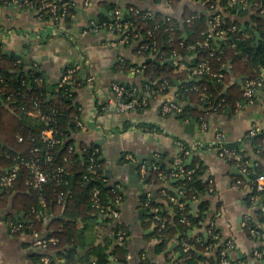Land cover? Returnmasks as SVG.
I'll use <instances>...</instances> for the list:
<instances>
[{
    "label": "crops",
    "instance_id": "1",
    "mask_svg": "<svg viewBox=\"0 0 264 264\" xmlns=\"http://www.w3.org/2000/svg\"><path fill=\"white\" fill-rule=\"evenodd\" d=\"M132 2L69 0L62 4L69 6L66 18L45 22L38 17L36 9L25 5L24 0H0V52L16 57L18 64L22 62L26 68L37 71L41 75L39 81L49 88L48 98L50 92L59 87L65 71L77 69L70 87L75 95L73 106L79 114L77 120L84 129L72 136L76 150L81 158V146L83 149H94V155L99 152V159L103 162L102 182L118 192L114 202L117 217L105 212L89 216L86 220H77L76 232L82 239L76 248V258L87 254L89 260L95 261L94 251L99 247L112 253L118 243L117 237L115 239L118 223L123 224L128 234L124 243L126 264H138L139 254L143 250L152 254L158 241L149 237L153 229L148 224L147 206L152 199L167 205L157 198L159 192L165 197H182L180 182L184 176L176 175V172L195 162L194 167L202 169L199 175L201 190L194 200L188 202V214L197 216L199 205L204 204L211 219L205 224L215 227L224 239L234 243V250L230 254L234 264H263L262 257H254L258 244L247 234L245 220L260 211L264 213V200H261L264 197L251 196L249 186L237 184L239 177L244 175L241 164L221 156L220 151L224 147L233 148L249 167L264 165L250 144V137H246L264 133V89L257 93L252 105L242 99L234 107L225 105L218 111H212L206 104H197L189 98L183 102L177 101L181 91L186 94V84L195 78L175 79L176 83L167 94L156 91L144 73L136 72V68L145 65L146 59L135 52L136 45L127 43L121 35L120 25L118 29V26L111 24L110 19L117 20L116 13L119 14L118 19L124 18L123 10L128 11L127 5ZM112 6L120 10L113 12L110 9ZM142 6L178 20L182 19L185 8L198 16H207L203 4L190 0H183L175 8H170L166 0L156 6L147 3ZM103 10L113 12L112 17H106ZM236 18L237 14L233 16V19ZM122 40L126 43H121ZM122 65L132 68L124 71L120 68ZM186 69V64L182 63L178 72ZM226 71L227 82L224 78L216 82L223 85L217 95L219 98L229 90L238 92L237 86L242 87L243 84L241 78L232 75L229 60ZM90 76L94 77L92 83L87 82ZM115 85L132 88L138 92V101L145 100L146 105L126 113L117 112L111 95ZM193 88L197 91L196 87ZM171 102L179 108H194L202 115L194 120H180L174 111H164V107ZM28 115L42 118L38 110ZM253 130L257 131L252 134ZM151 158L153 161L149 169ZM120 160L126 166L130 163L138 166L136 173L140 188L131 183L134 175L119 174L117 162ZM106 164L111 171L109 174L105 172ZM158 168L163 169L164 174H160L156 182L149 177V171ZM2 195L0 191V264H37L34 260L37 251L32 244L35 239L48 237L49 232L46 229L40 233L30 230L25 215L13 207L15 194L6 199ZM64 208L65 204L59 214L43 216V226L46 228L52 218L63 219ZM167 209L171 212L168 206ZM13 225L20 227L13 232ZM189 234L196 235L197 231ZM175 245L176 241L169 242L166 251L155 259L156 263L186 264V259L180 258L175 251ZM118 258L117 254L110 255V264H119Z\"/></svg>",
    "mask_w": 264,
    "mask_h": 264
},
{
    "label": "trees",
    "instance_id": "2",
    "mask_svg": "<svg viewBox=\"0 0 264 264\" xmlns=\"http://www.w3.org/2000/svg\"><path fill=\"white\" fill-rule=\"evenodd\" d=\"M28 1L31 3V9L38 10L41 7L42 0ZM67 1L69 0H47L56 5L55 15L61 14L62 4ZM162 1L133 0L127 5L128 11L124 18L111 22L113 27L121 26V35L129 45H136L134 49L136 53L146 60L150 59V62L143 66V73L153 83V89L156 88L158 91L160 85L166 83L168 87L162 91V94H167L169 88L175 83V79L193 78L188 70L207 59L210 61V74L190 79L191 81L186 84V94L181 91L179 94L182 97L178 94L177 101L183 102L189 98L197 104H206L212 111H218L225 105L234 107L237 102H240L244 85L247 82L262 81L264 84V17L253 13L249 8L230 7L229 0H190L193 2L207 1L204 6L207 16L204 14L198 16L185 8L181 20L170 18L163 12L154 10L152 12V10L142 8L145 3L156 6ZM182 1L166 0L170 8H175ZM210 5L213 8L209 10ZM65 9L66 18L69 14V6ZM110 9L113 12L120 10L115 6ZM135 11H138V14H135ZM145 13H150L151 16L144 18ZM40 14L45 22L54 20L55 15L49 9H43ZM235 14L237 18L233 19ZM215 16L222 18L220 28L226 31L223 39L214 40L213 36L208 34L209 22ZM233 27L236 30L229 31ZM255 32H258L262 38V42L258 45L255 44ZM206 39L209 40L208 46H204ZM170 60L172 62L168 63ZM228 60L231 62L232 75L241 78L243 84L242 87L237 86L238 92L229 90L226 95L219 98L217 95L221 92L223 85H218L216 82H221L223 78L227 82ZM182 63L186 64L187 69L178 72ZM120 68L128 71L132 67L122 65ZM219 74L223 78L217 81L216 77ZM40 77L37 71L26 68L24 63L18 64L16 57L0 52V176L11 170L17 175L12 188L1 191L2 196L6 199L15 194L13 207L25 215L27 224L31 227L30 230L40 233L46 229L49 232L47 238L57 240L54 245L48 246V254L56 264H110L109 256L112 254L118 255L119 264H126L124 243L128 234L121 223H118L115 228V239L117 234L121 233L123 241L120 244L116 243L112 253L109 254L107 250L99 247L94 248L95 261L89 260L90 257L87 254L76 258V248L82 239L76 232L77 220H86L89 216L99 213L92 206L93 192L98 191L100 203L104 208L111 207L115 211L117 209L114 202L118 197V192L114 187L102 182L104 176L103 162L99 159L100 153L93 155L94 149H83L81 146V158L76 150L72 136L80 131L76 125L79 114L73 106L75 95L70 85L57 86L55 91L50 92V98H48L47 86L39 81ZM198 79L200 82H197ZM193 87H196L197 91ZM124 89L127 91L125 98L129 100L134 92L132 88L124 87ZM210 93L211 97H209ZM135 97L139 98L138 92ZM221 98L222 101H220ZM218 105L221 107L218 108ZM176 107L179 111L174 112L183 121L198 119L202 115L191 107L179 108L177 105ZM35 110L41 113L43 119L32 118L28 115L29 112ZM46 130H52L53 136L64 142L52 148L51 155L54 158L52 164H46L42 156L46 144L42 141L41 134ZM156 130L158 132V129ZM246 137H250L248 138L250 144L264 161V133ZM69 146L75 147L71 154L67 153ZM35 148L41 151L39 164L42 170L50 174L60 164H63L65 169L57 181L50 180L43 184L39 191L33 190L27 184L31 180V173L25 166ZM64 156H68V163L62 162ZM91 157L94 158L95 173L89 174L87 167L91 164L89 161ZM236 163L246 164L243 158ZM194 166L195 162L183 170L184 177L180 182L183 190L182 197L171 195L165 197L159 192L157 198L164 200L167 205L152 199L150 205L147 206L148 224L153 229L149 237L155 238L158 243L154 246L152 254L145 250L140 252L138 264H157L155 259L166 251L168 243L173 240L176 241L175 251L180 258L186 259V264H199L204 261L207 264H221V252L228 240L224 239L215 227L205 224L210 216L204 204L199 205V211L195 217L190 216L187 211L188 202L194 200L201 190L199 175L202 169ZM246 167L247 174L239 177L238 180L251 188V196L264 197V191L257 192L254 188L255 180L264 174V165L258 164L251 168L247 164ZM191 170H193L192 174L188 175ZM160 174H164L163 169L149 171V177L156 182ZM60 195L63 197L61 203H59ZM172 198L176 202L171 201ZM64 204L63 219L52 218L45 228L41 218L49 213L59 214ZM167 206L171 212H168ZM153 208H157L156 214L151 211ZM156 216L161 221H157ZM245 229L249 237L257 242L256 251L263 253L261 259L264 260V243H259L250 234V230L264 231V213L260 211L256 216L246 218ZM193 231H197V234H189ZM39 256L40 253L34 255L36 263H38ZM231 264H234L232 258Z\"/></svg>",
    "mask_w": 264,
    "mask_h": 264
},
{
    "label": "built area",
    "instance_id": "3",
    "mask_svg": "<svg viewBox=\"0 0 264 264\" xmlns=\"http://www.w3.org/2000/svg\"><path fill=\"white\" fill-rule=\"evenodd\" d=\"M25 5L27 7L32 8L31 3L28 0L24 1ZM203 4L204 6L207 4V1L205 2H198ZM229 5L230 7L233 6H238L240 9H245V8H249L251 11L253 12H258V15H261L264 17V0H229ZM65 7L66 6H62V10L63 12H61V14L59 15H55L57 12V7L54 3H49L47 2V0H42L41 3V7L36 10V13L38 15L39 18H41V11L43 9H49V11L51 13H53L54 16V20H58L61 17H64L65 15ZM212 5L209 6V10L212 9ZM135 14H138V11L134 12ZM117 19L119 17V14H117ZM151 14L150 13H145L143 15L144 18L150 17ZM221 17L220 16H215L208 25V34H211L214 38V40L216 39H223L225 37L226 31L221 29ZM96 30V27H93V30ZM119 29V26H118ZM236 30L235 27L231 28L229 31L234 32ZM150 34V33H148ZM211 35L209 37H211ZM208 39H206L204 46H208ZM121 43H126L125 40H122ZM153 45H155V43H153ZM210 57H212V54H210ZM77 69H68L65 71V74L63 75L59 86L63 87V86H67V85H71L74 81V75L76 73ZM136 72L137 73H143V67L141 68H136ZM190 72V76L193 78H198V77H202L205 75H209L211 72V67H210V61L209 59L201 62L200 64H198L197 66L189 69ZM217 81H220L223 76L221 74H219L217 77ZM87 82L88 83H92L94 82V77L90 76L87 78ZM167 84L166 83H162L160 85L159 90L163 91L165 88H167ZM264 87V84L262 81H249L244 85L243 88V93H242V99L243 101H245L247 104L252 105L255 100H256V96L257 93L259 91H261ZM133 92L136 94V91L133 90ZM131 94L130 95V99L126 100L125 95L127 94V91L122 87V86H118L115 85L112 87L111 89V95H112V99L115 101V105H116V111L117 112H121V113H126L129 112L131 110L136 109L138 106L141 105H146L145 100H140L138 101L137 97H135V94ZM218 108L220 107V105L217 106ZM164 111L165 112H172V111H179V109L176 107V105L174 103H170L167 104L164 107ZM76 125L79 128V130H83L84 127L82 125V123L77 120L76 121ZM204 127V124H203ZM257 130H253L251 131V133L253 134V132H256ZM54 132L52 130H46L41 134V139L42 141L46 144L45 149L43 150L42 156L44 159V162L46 164H52L54 158L51 155V150L53 147L63 144L64 142H62L60 139H56L54 136ZM40 150L38 148H35L32 151V156L30 158V160L25 163V166L28 167V169L30 170L31 173V180L27 183L33 190L35 191H39L42 188V185L49 182L50 180H58L60 178V176L64 173V166L63 164L58 165L50 174L47 173L46 171L42 170L40 167V160H39V156H40ZM74 152V148L73 146H69L67 147V153L71 154ZM94 155V153H93ZM220 155L224 156L228 159H231L233 161H240V156L238 155V152L233 149V148H222L220 151ZM90 161V165L87 167V172L89 174L95 173L94 170V158L91 157L89 159ZM63 163H68V156H64L62 159ZM193 170L188 172V175L192 174ZM176 175H179L182 173H184V171L182 169H178V171L176 172ZM241 173L246 175L247 174V167L246 164H241ZM17 175L15 173V171L11 170L9 172H5L3 175L0 176V191L2 190H8L10 188H12L14 182L16 181ZM237 184H241V182L238 180ZM255 189L257 192H263L264 191V175L259 176L255 182ZM254 201H256V198H253ZM63 201V197L62 195L59 196V203H61ZM171 201L176 202V200L174 198L171 199ZM118 202V201H116ZM41 204L44 205V203L41 201ZM92 206L97 209L99 211V213H105L107 212L108 214L112 215L113 217H117V212L115 210L110 209H106L104 208L101 203H100V199H99V195H98V191L95 190L93 192L92 195ZM153 213H157V208H153L151 210ZM155 219L157 221H161V219L156 216ZM184 221V220H182ZM13 225L12 229L13 232L18 230L20 226H16ZM250 234L257 239V241H259V243L263 244L264 243V231L263 232H258L255 230H250ZM215 239H217V237H214ZM117 242L120 244L123 241V235L121 233H118L117 235ZM57 242L56 239L54 238H38L35 239L33 242V247L36 249L37 253H40L39 259H38V263L37 264H56L55 261L49 256V252H48V246L49 245H54ZM234 250V243L232 241H228L225 245V248L222 250L221 252V264H231V252ZM263 255V253L261 252H254V257L259 259L261 256ZM63 264H70V263H63Z\"/></svg>",
    "mask_w": 264,
    "mask_h": 264
},
{
    "label": "water",
    "instance_id": "4",
    "mask_svg": "<svg viewBox=\"0 0 264 264\" xmlns=\"http://www.w3.org/2000/svg\"><path fill=\"white\" fill-rule=\"evenodd\" d=\"M102 12L105 14L106 17H112V15H113V12H107L105 10H103ZM126 13H127V11L123 10V16ZM110 20L113 21V19H110ZM255 37H256V40H255L256 45H258L260 42H262V38L258 32H255ZM148 62H150V59L145 60L144 63H148ZM169 62H172V60L168 61V63ZM263 74H264V70H263ZM175 83H176V81H175ZM47 90H49V88ZM193 122H196V121H193ZM190 124H192V122ZM101 160H103V159L101 158ZM152 161H153V158L149 159V162H148L149 169L152 166ZM117 164L120 167L119 174H121V175H127V174L134 175V180H131V183H134L136 185V187L140 188L141 184L138 183L139 175H138V173H136L138 166L136 164H133V163H130L129 165L126 166L121 162V160L118 161ZM106 168H107V170L105 172H108L107 174H109L111 171L109 169L108 164H106ZM261 200L263 201L264 198Z\"/></svg>",
    "mask_w": 264,
    "mask_h": 264
}]
</instances>
